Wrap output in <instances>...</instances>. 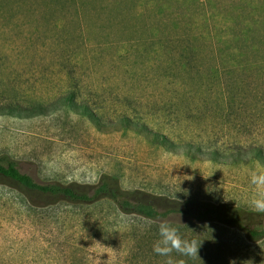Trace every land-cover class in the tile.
I'll return each instance as SVG.
<instances>
[{"label": "rangeland", "instance_id": "374dc122", "mask_svg": "<svg viewBox=\"0 0 264 264\" xmlns=\"http://www.w3.org/2000/svg\"><path fill=\"white\" fill-rule=\"evenodd\" d=\"M204 3L0 0V109L22 114L0 115V165L13 163L39 185L89 195L101 181L112 182L125 198L166 213L146 219L110 199L73 204L0 176V264H164L153 252L161 222L202 243L199 258L173 253L177 261L264 264V236L249 235L264 231V214L250 204V175L264 173L250 150L264 159V74L246 76L227 65L235 73L222 81L236 95L243 85L241 97L229 107H205L200 96L215 81L214 48L183 70L163 58L156 38L164 26L152 14L171 10L190 14L197 34L215 37L217 16ZM218 89L214 83L210 101ZM38 105L46 113L32 115ZM120 116L178 144L215 149L218 161L170 153L115 126Z\"/></svg>", "mask_w": 264, "mask_h": 264}, {"label": "trees", "instance_id": "16d2710c", "mask_svg": "<svg viewBox=\"0 0 264 264\" xmlns=\"http://www.w3.org/2000/svg\"><path fill=\"white\" fill-rule=\"evenodd\" d=\"M203 1L205 5L215 11L214 13L217 16V20L212 24V31L216 34L215 37H203L200 33L197 34L192 28L194 22L190 14L182 13L179 16L171 12L173 11L171 10L169 14L160 12L152 14V18L156 23L160 22L164 26L163 29L156 30V38L160 50H163V58L166 56L168 62L170 60V62L178 60L183 70L192 68L193 59L199 57L205 48L213 47L214 51H216L213 58L217 61L215 81L204 85L206 94L201 92V96H199L203 103L202 106L206 107L209 104H216L217 106L229 107L236 101L237 97H241L240 94L244 90V86L240 84L235 86L237 88L235 89L238 90L236 95L232 92L231 84L222 81V77L231 75L229 72L235 73L227 69V65L240 69L246 76H255L256 73L264 74V0ZM172 8L176 9L177 6L172 5ZM163 20L166 21L164 22ZM214 83L219 88L218 97L210 101L207 96L209 91L213 90ZM261 91V96L264 98V83ZM249 93L254 97L258 95L256 87ZM69 104V107L73 106V103ZM41 106L31 107V110L34 111L32 115L46 113ZM83 108H86V106H83ZM1 114L22 116L15 107L10 106L6 109H0ZM87 114L97 126H100V122L94 114ZM117 124L115 126H122L125 130L134 131L144 135L146 138H150L153 143L170 153L191 155L195 160L218 161L219 153L215 149L212 152H206L199 145H195L192 142L178 144L169 140L164 134L150 130L144 124L133 123L132 119L127 116H120ZM250 150L257 158V161L259 160L264 166V159L260 157L259 151L255 150V148ZM0 176L8 178L27 191L39 192L49 195L51 198H58L73 204H87L101 199H110L126 214H135L152 220L166 215V213H159L148 203L133 202L125 198L116 184L105 180L94 188L92 195H89L88 192H78L71 186L58 184L39 185L30 176L20 173L13 163H8L5 166L0 165ZM207 213L210 214L212 211L208 210L205 214H199L200 218H203ZM233 221L234 219H230V222ZM249 235L253 240H257L264 236V231H249Z\"/></svg>", "mask_w": 264, "mask_h": 264}, {"label": "clouds", "instance_id": "9594fccd", "mask_svg": "<svg viewBox=\"0 0 264 264\" xmlns=\"http://www.w3.org/2000/svg\"><path fill=\"white\" fill-rule=\"evenodd\" d=\"M250 183L256 189V195L251 199L250 204L255 212L264 214V173L253 171L250 175ZM158 233L160 239L154 243L153 252L166 258L164 264H186L183 259L175 260L173 253L182 257L199 258L198 253L202 243L195 239H184L179 230L168 222L159 224ZM229 264H236V262L233 260ZM246 264H252V261H247Z\"/></svg>", "mask_w": 264, "mask_h": 264}]
</instances>
